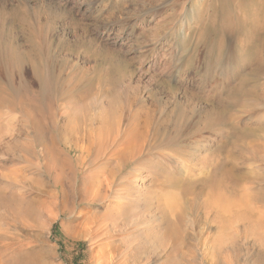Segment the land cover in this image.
<instances>
[{"label": "rangeland", "instance_id": "1", "mask_svg": "<svg viewBox=\"0 0 264 264\" xmlns=\"http://www.w3.org/2000/svg\"><path fill=\"white\" fill-rule=\"evenodd\" d=\"M260 2L0 0V113L19 117L11 130L2 127L0 174L18 177L23 168L17 179L35 187L31 202L0 190V264H264V107L249 114L264 102ZM234 58L246 61L238 78L230 77ZM64 111L54 125L53 112ZM121 113L125 124L159 129L190 169L185 180L178 170L152 185L148 174L152 198L128 207L91 196L92 174L106 160L96 153L92 162L77 160L71 134ZM110 164L117 182L133 169L119 155ZM142 219L157 222L141 233L149 239L140 253L129 246ZM100 227L105 232L92 239Z\"/></svg>", "mask_w": 264, "mask_h": 264}, {"label": "bare ground", "instance_id": "2", "mask_svg": "<svg viewBox=\"0 0 264 264\" xmlns=\"http://www.w3.org/2000/svg\"><path fill=\"white\" fill-rule=\"evenodd\" d=\"M158 1V0H157ZM172 1V0H171ZM249 1V0H248ZM170 3V2H169ZM174 3V2H173ZM176 3V2H175ZM153 5V4H152ZM149 7L153 10H155L158 6L155 5V6H152ZM258 6L260 5L261 6V9L264 8V2H260L257 4ZM150 6V5H149ZM184 6V5H183ZM155 8V9H154ZM175 8V7H174ZM146 9V8H145ZM161 10V9H160ZM263 22V21H262ZM122 23V22H120ZM262 26H259V29L261 28ZM264 27V26H263ZM122 29V28H121ZM255 31V30H253ZM261 31V30H260ZM261 33V32H259ZM258 33V34H259ZM119 37V36H118ZM253 37V36H252ZM256 37V36H255ZM261 37V36H260ZM258 40V39H257ZM256 40V42H257ZM252 42V41H251ZM253 46L256 50V52H259L260 51V46L259 44L261 43H255L253 41ZM11 55V54H10ZM243 59V58H242ZM242 59H239V58H234L233 60L236 61V64H235V68L233 69L234 71L232 72L231 76L230 77H235V78H238L241 75L242 73V65H243V62L244 61ZM262 59L260 58L259 55H257L256 57V61H261ZM264 61V60H263ZM246 62V61H245ZM234 65V64H233ZM264 65V64H263ZM233 67V66H232ZM260 69L258 68L257 72L259 71ZM262 70V69H261ZM258 73H261L260 71ZM251 77V76H250ZM221 79V78H220ZM248 79V77H247ZM213 84V83H212ZM225 84V83H224ZM218 85V84H217ZM75 97V96H74ZM78 97V96H77ZM79 98V97H78ZM101 98V97H100ZM69 99V98H68ZM102 99V98H101ZM71 100H73V98H71ZM86 99H84L85 101ZM97 100H99V97L97 98ZM96 100V101H97ZM104 100V99H103ZM109 101V99H107ZM22 101V100H21ZM78 102V100H76ZM81 101L83 102V100L81 99ZM78 102V103H81ZM89 101V100H88ZM107 101V103H109ZM86 102V101H85ZM92 102V101H91ZM114 102V100H113ZM65 103V102H64ZM64 103L62 102L63 106H64ZM90 103V102H89ZM93 103V102H92ZM106 103V102H105ZM104 104L107 105V103ZM112 103V102H111ZM62 104H60L62 106ZM70 105H74L73 102L71 103H68ZM85 104V103H84ZM88 104V102H87ZM101 104V103H100ZM113 104V103H112ZM78 105V109L81 108L82 105H79V104H76ZM92 105V104H91ZM94 105V104H93ZM10 106V105H9ZM13 106V105H12ZM15 106V105H14ZM26 106V105H25ZM58 106V105H57ZM56 106V107H57ZM61 106H58L57 109H61L62 107ZM86 106V105H84ZM90 106V105H89ZM109 106V104H108ZM8 107V106H7ZM87 107V106H86ZM92 108V106H90ZM119 107V106H118ZM117 107V110L121 111V109H118ZM264 107V102L263 103H260L258 104V106L254 109L253 107L249 109V114L252 115V113H254L255 111L257 110H260V108H263ZM21 108V107H20ZM31 108V107H30ZM83 108V107H82ZM116 108V107H115ZM16 109V108H15ZM68 109V108H67ZM66 109V111H67ZM86 109V108H85ZM112 109H113V106H112ZM11 110V109H10ZM17 110V109H16ZM30 110V109H29ZM70 110V109H68ZM27 111V110H26ZM34 111V110H33ZM106 111V109L104 110ZM112 111H115L114 109ZM119 111V112H120ZM124 110H122L123 112ZM69 112V111H68ZM72 112V111H71ZM116 112V111H115ZM18 113V111H17ZM29 113V112H28ZM35 113V112H34ZM74 113V111H73ZM124 113V112H123ZM37 114V113H36ZM71 114V113H70ZM69 114V115H70ZM35 115V114H34ZM53 124L54 125H57V122L58 120L62 117H64L65 115H68L67 112L64 111L63 113V116L61 115H58L57 112H53ZM110 115V114H109ZM112 115V114H111ZM119 115V114H117ZM115 116L114 117V114L109 118V119H106L104 121L101 122V125L98 126L96 129H93V131L91 133H87L85 129H83L80 125H77L76 128L74 129V131L71 132L72 134V138H73V150L76 152L77 154V160H79L80 162H83V163H86L88 161H91L89 160L90 157H91V154L93 153H96L98 157H101L102 160H106V163L102 164L100 166V168L96 171H94V173L92 174L95 179H92L94 180L93 182L91 181L90 185H89V188H90V194L91 196H94L96 198H103V197H106L108 195H111L114 200H115V203L118 204V203H123L125 204V207H128L129 204H136V203H140V201L143 200H149V198L151 197V188L149 187V185L145 188V181L147 179V177H151L152 179V182H151V185L153 182H156V181H159V180H174V178L172 179L171 177V173L175 171L178 172V170L180 171L179 173L182 172V174L180 176H178L177 174V179L178 180H185L186 179V176H187V171L190 170L188 169V165H186L185 162H183L182 160L183 159H180L181 157H174L172 156V154L170 153L169 150H167L168 148H166L164 146V144H162L161 142V131L159 129H156L153 125H151L148 121H133L131 123H127L125 124V119H126V116L124 114L121 113V116ZM129 116V115H128ZM151 116V115H150ZM71 117V116H70ZM65 118V117H64ZM38 119V118H37ZM77 119V118H76ZM33 120V118H32ZM102 120V119H101ZM100 120V121H101ZM143 120V119H142ZM148 120V119H146ZM23 121V120H22ZM84 121H85V118L83 121H81L83 124H84ZM132 121V120H131ZM34 122V121H33ZM80 122V123H81ZM151 122V121H150ZM153 122V121H152ZM17 123H19V117H18V114L13 113L12 111H6L4 113H0V134L4 133L2 131H5L3 130V128L7 129V130H11L12 128L16 127ZM35 123V122H34ZM70 123V122H69ZM81 123V124H82ZM90 123V122H89ZM159 123V122H158ZM93 125H95L93 123ZM155 125V124H154ZM3 127V128H2ZM23 127V126H22ZM75 127V126H74ZM91 127V126H90ZM93 127V126H92ZM96 127V125H95ZM2 129V130H1ZM21 129V128H20ZM41 130V129H40ZM7 132V131H6ZM5 132V133H6ZM30 132V131H29ZM27 135V134H26ZM167 137V136H166ZM32 138V137H31ZM32 140V139H31ZM54 140V139H53ZM166 140V139H165ZM13 146V145H12ZM165 147V148H164ZM58 150V149H57ZM72 150V151H73ZM19 152V151H18ZM32 152V151H31ZM11 153V152H10ZM17 153V152H16ZM7 154V153H6ZM23 154V153H22ZM112 154V155H111ZM119 155V157L121 156V158L123 160L126 161V159H131V164H133V169L131 171L130 174H127V175H123L122 176V180L121 182H117L116 181V169H112L110 170L109 172H107V167H108V164H110L112 161L115 160V158ZM3 156V155H2ZM9 156V155H8ZM6 158V157H5ZM74 158V157H73ZM14 161H16L18 164L19 163H23L26 161L25 158H23L22 156H16L14 155ZM56 159V158H55ZM93 159V158H92ZM11 160V159H10ZM98 160V159H97ZM101 160V161H102ZM28 161V160H27ZM100 161V160H99ZM79 162V163H80ZM92 162V161H91ZM29 163V162H28ZM37 163V162H36ZM39 163V162H38ZM99 163V162H98ZM97 164V163H96ZM114 164V162L112 163ZM17 165V164H16ZM46 165V164H45ZM111 165V164H110ZM27 165H25L26 167ZM29 166V164H28ZM14 167V166H13ZM12 167V168H13ZM18 167V166H17ZM16 167V168H17ZM22 167V166H20ZM112 167V165H111ZM15 168V167H14ZM29 168H32L34 169L35 171H39V169L37 167H29ZM120 168V166H119ZM23 169V168H22ZM21 170H18L20 173H21ZM16 170V169H15ZM26 170V169H25ZM12 171V169H11ZM18 171H17V174H18ZM4 172V170H3ZM144 172H147V173H144ZM18 174V177L23 173L21 174ZM33 173V172H32ZM31 173V174H32ZM25 174V173H24ZM149 174V176H148ZM21 175V176H22ZM33 175V174H32ZM25 175H23L24 177ZM18 177H16V175H13V176H10V175H6V174H0V190H3V189H9L11 190L13 193H19L20 195L22 194V196H25L26 198L25 199H28L30 195H35L34 194V188L32 185H30L27 180H26V183L25 182H19V180L17 179ZM25 178V177H24ZM37 178V176H36ZM21 179V178H20ZM59 179V178H58ZM150 179V178H149ZM148 179V180H149ZM176 179V178H175ZM168 180V181H169ZM23 181V180H22ZM32 181V180H30ZM35 181V180H34ZM165 181V182H166ZM170 182V181H169ZM172 182V181H171ZM28 183V184H27ZM87 184V183H86ZM171 186V185H170ZM190 186V185H189ZM39 187V186H38ZM184 189V188H183ZM177 190V189H176ZM40 191V190H39ZM38 191V192H39ZM184 191V190H183ZM37 192V191H36ZM201 193V192H200ZM5 194V193H3ZM7 194V193H6ZM12 194V193H11ZM18 194V195H19ZM199 194V193H198ZM218 194V193H217ZM19 195V196H20ZM38 195V194H37ZM223 195V194H222ZM2 195H0L1 197ZM5 196V195H4ZM16 197V194L14 195ZM218 196V195H217ZM3 197V196H2ZM37 197V196H36ZM39 197V196H38ZM93 197V198H94ZM192 197V196H191ZM214 197V196H213ZM4 198V197H3ZM92 198V199H93ZM112 198V199H113ZM152 198V197H151ZM257 198V197H256ZM6 199V198H5ZM21 199V198H20ZM30 199V200H29ZM28 200H25V201H28V202H31V199H34L32 197H30ZM36 199V198H35ZM79 199V198H78ZM108 199V198H107ZM19 200V199H17ZM16 200V201H17ZM102 200V199H101ZM113 200V201H114ZM151 200V199H150ZM182 200V199H181ZM220 200V199H219ZM241 201H243L242 199H239ZM2 200H0V203ZM33 201V200H32ZM97 201V200H96ZM100 201V200H99ZM105 201V200H104ZM188 201V200H187ZM218 201V200H217ZM235 201H238V200H235ZM240 201V202H241ZM249 201V200H248ZM7 202V201H5ZM4 202V203H5ZM26 202V203H28ZM35 202V201H34ZM33 202V203H34ZM170 202V201H169ZM179 202V201H178ZM186 202V201H185ZM234 202V201H233ZM244 202V201H243ZM242 204H245L243 203ZM25 203V202H24ZM25 203V204H26ZM32 203V204H33ZM55 203V202H54ZM114 203V202H113ZM218 203V202H217ZM235 203V202H234ZM238 203V202H237ZM52 204V203H51ZM109 204V203H108ZM142 204V203H141ZM172 204V203H171ZM214 204V203H213ZM30 205V204H29ZM28 205V206H29ZM122 205V204H121ZM218 205V204H217ZM235 205V204H234ZM233 205V206H234ZM237 205L239 206V203L236 204L235 207H237ZM241 205V204H240ZM249 205V204H248ZM6 206L8 207V205L6 204ZM65 206V205H64ZM132 206V205H131ZM230 207V205H228ZM242 206V205H241ZM245 206V205H244ZM243 206V207H244ZM11 206H9L10 208ZM229 207H226V208H229ZM232 207V206H231ZM1 208V207H0ZM8 208V209H9ZM112 208V207H111ZM172 208V207H171ZM220 208V207H219ZM238 208V207H237ZM7 209V210H8ZM11 209V208H10ZM9 209V210H10ZM34 209V208H33ZM132 209V207H131ZM224 209V208H223ZM240 209V207L238 208ZM246 209H249V208H246ZM244 209V210H246ZM25 210V209H24ZM32 210V209H31ZM134 210V209H133ZM136 211L135 212H138V209H135ZM228 212L231 211V209H227ZM242 210V211H244ZM5 211V210H4ZM20 207L17 206V203L16 205L13 206L12 208V212L14 215H16L17 213L19 214L20 212ZM26 211V210H25ZM114 210H112L113 212ZM169 210H167L168 212ZM172 211V210H171ZM224 211V210H222ZM23 212V211H22ZM117 212V211H116ZM115 212V213H116ZM165 212V211H164ZM226 212V211H225ZM225 213L226 215L228 214ZM249 212L246 211V213ZM26 213V212H25ZM120 213V212H119ZM126 213V212H125ZM124 213V214H125ZM134 213V212H133ZM132 213V214H133ZM161 213V212H160ZM223 213V212H222ZM232 214V212H229ZM245 213V212H244ZM254 213V212H252ZM118 214V213H117ZM131 214V215H132ZM159 214V213H158ZM157 214V215H158ZM163 214V216H167L165 215L164 213H161ZM224 214V215H225ZM230 214V215H231ZM251 214V213H250ZM259 214H260V211H259ZM130 215V216H131ZM262 215V214H261ZM2 216V215H1ZM5 216V215H4ZM22 216V215H20ZM172 216V215H171ZM248 216V215H247ZM246 216V217H247ZM257 216V215H256ZM142 217V216H141ZM219 217V216H218ZM262 217V216H261ZM1 218V217H0ZM146 218V217H144ZM157 218V216H156ZM176 218V217H175ZM248 218V217H247ZM8 219V218H7ZM10 219V218H9ZM8 219V220H9ZM100 219V218H99ZM159 219V218H158ZM239 219V218H238ZM254 219V218H253ZM257 219V218H256ZM2 220V219H1ZM151 220V219H150ZM149 220V221H150ZM155 220V218H154ZM219 220V218H218ZM6 221V220H4ZM157 221H155V224H156ZM233 222V221H232ZM252 222V221H251ZM263 222V221H261ZM147 223V224H145ZM175 223V222H174ZM220 223V222H219ZM264 223V222H263ZM12 224V223H11ZM104 224V223H103ZM153 225V222L152 220L148 223L147 222V219H142V220H139L137 221L135 224H134V228H135V231L140 233L138 234V238L139 241L137 242H134L132 243L130 247H134V249L137 251V252H142L143 250L146 249V246H145V243L146 241L149 239V236L148 235H141V233L144 232V229L145 228H151L153 232V230L155 229V226L156 225ZM170 224V223H169ZM168 224V225H169ZM2 225V223L0 224V226ZM99 224H98V221L97 222H94L93 223V227H97ZM110 225V223H109ZM131 225V224H130ZM255 225V224H254ZM4 226V225H3ZM7 226V225H6ZM176 226V225H175ZM256 226V225H255ZM177 227V226H176ZM4 228V227H3ZM6 228V227H5ZM4 228V229H5ZM158 228V227H157ZM160 228V227H159ZM2 229V228H0ZM94 229V228H93ZM126 230V229H125ZM124 230V231H125ZM130 230V229H128ZM156 230V229H155ZM6 231V230H5ZM4 231V232H5ZM123 231V230H122ZM123 231V232H124ZM263 231V230H262ZM1 232V231H0ZM95 235L92 239H97L99 237H101L103 235V232L104 229L103 228H98L96 229L95 231ZM127 232V230H126ZM158 232V230L156 231ZM2 233V232H1ZM0 233V234H1ZM7 233V232H6ZM132 233V232H131ZM145 233V232H144ZM264 233V232H263ZM208 234H210L208 232ZM212 234V233H211ZM262 234V233H261ZM111 235V234H110ZM128 235V234H127ZM264 235V234H262ZM3 236V235H2ZM134 236V235H133ZM132 236V237H133ZM230 236V235H229ZM136 237V236H135ZM161 237V236H160ZM264 237V236H263ZM112 238V237H111ZM1 239V238H0ZM227 239V238H226ZM3 240V239H1ZM137 240V239H135ZM207 240V238H206ZM222 240V239H221ZM93 241V240H92ZM160 243L162 242V240L160 239L159 241ZM131 243V242H130ZM155 243V242H154ZM157 243V242H156ZM148 245V244H147ZM166 245V244H164ZM155 246V245H154ZM156 247H159V246H156ZM165 247V246H164ZM167 247V246H166ZM153 248V247H152ZM162 248H163V243H162ZM164 249V248H163ZM151 250V249H150ZM154 250V249H152ZM155 250H159V249H155ZM147 251V250H146ZM160 251V250H159ZM158 252V251H156ZM159 254V253H158ZM170 256H172V254H170ZM122 257V256H121ZM169 257V256H168ZM173 257V256H172ZM191 258V257H190ZM1 259V258H0ZM115 259V257H114ZM161 259V258H160ZM168 260L170 258H167ZM173 259V258H172ZM177 257L174 256V259L173 260H176ZM231 259V258H230ZM162 260V259H161ZM178 260V259H177ZM1 261V260H0ZM108 261V260H107ZM170 261V260H169ZM168 261V262H169ZM172 261V260H171ZM110 262V261H109ZM116 260L111 262V264H116ZM178 262V261H177ZM108 263V262H107ZM2 264V263H1ZM103 264V263H102ZM109 264V263H108ZM166 264V262H165ZM168 264H177L176 261L175 262H169ZM225 264H234L232 262V259L231 260H227L225 262Z\"/></svg>", "mask_w": 264, "mask_h": 264}]
</instances>
